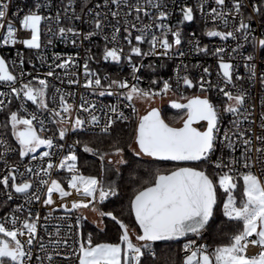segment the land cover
I'll return each instance as SVG.
<instances>
[{"label":"snow or ice","instance_id":"1","mask_svg":"<svg viewBox=\"0 0 264 264\" xmlns=\"http://www.w3.org/2000/svg\"><path fill=\"white\" fill-rule=\"evenodd\" d=\"M90 2L91 0H82L81 12ZM206 4L207 0H199L196 5L205 23L210 17L212 21H221L228 29L229 18H231L232 26L226 31L209 28L204 34L208 37H219L225 42L229 38L236 41V46L231 48V52L241 57L247 72V81L255 83L259 79L261 86L264 87V0L259 2L248 0V4H245L243 0H228L227 3L226 0H214L215 6H211L208 12H205ZM76 5L77 0H67L66 5L64 0H60L59 7L65 14L63 19L69 24L83 19L76 12ZM249 5L251 14L245 17L244 10ZM9 7V2L0 0V28L5 27L3 22L7 19ZM51 7L49 0H33L32 7L22 15V19L19 17L24 10L18 9L16 18L19 19L20 26L27 30L28 37L18 39L17 29L8 22L6 33L0 37L2 43L4 45L21 43L29 50L40 49L42 23L45 21L49 24L53 21L57 25L61 23L60 11H57L55 16L43 14L46 8L51 9ZM96 8L107 9V11L96 10ZM96 8H88L91 19L83 21L90 22L92 25L91 30L87 32L81 33L72 26L58 27L55 32L49 27L47 32L51 33L52 37L71 40V43L76 45L78 38L82 41L90 40L94 36L103 34L105 28L111 26L112 33L110 36L104 35V40L115 45L123 28L126 33L123 38L130 46V52L137 57L157 54L168 56L173 45L182 44L181 29L179 27L173 29L169 24L164 23L170 13L163 0H105L104 4L97 5ZM69 11L72 15H68ZM122 11L123 16H121ZM180 12L182 17L180 24L194 22L195 12L192 6L182 5ZM133 13L134 20H140L142 13L149 18L150 23L142 24L140 28H137L130 19ZM109 16L112 20H109ZM256 17H259V36L254 34L252 28V21ZM237 18H239L238 24H236ZM113 20L115 23L112 22ZM154 28L159 29V35L153 31ZM131 29H135L138 34L133 37ZM169 34L173 38L171 41ZM133 39L137 42L136 44H133ZM144 42L149 44L147 52H143L139 46ZM47 43L51 45L52 38H49ZM189 43L193 42L189 41ZM245 45H250L252 48L247 55L244 54ZM157 46L163 51L157 53ZM193 46L195 51L208 54V47H200L199 40H196ZM226 51L225 47L220 46L213 52V55L218 58L216 74L219 79L215 84L207 78L211 76L208 67H203L204 75L195 82L188 75L181 77L177 71V86L182 81L186 88H197L202 93V95L181 97L186 100V103L176 100L171 102L173 109L180 110L184 114L181 118L182 126L177 127L166 123L160 110L155 107L143 115H137L130 142L126 145L128 150L137 158L149 157L159 162H176V166L164 171L157 168L151 179L145 180L129 197L128 215L130 218L134 217L133 223L138 226L136 231H130L129 224L121 218L122 213L101 211L94 203L96 201L103 203L110 196L119 197L120 193L114 182L106 183L97 176H85L80 173L76 167L78 157L73 146L69 147L68 153L59 160L58 164H54L52 162L54 153L51 150L54 147L63 150L64 144L55 141L54 136L41 135L46 131L44 120L40 119L35 112L28 113L24 103L18 106V110L8 108V105L12 103L9 98L11 94L17 100L31 101L37 110L48 112L56 125H64L70 121L74 106L68 103L66 94L60 88H54L52 96L54 103L57 102L58 96L60 111L49 108L47 78L59 79L53 65L55 68L64 69V75L69 76L67 72L69 66H78L74 57L69 55L63 58L59 53H54L53 64L48 66V70L44 73L45 78L40 79L38 75H33L31 72L26 74L22 67L18 75L14 74L7 60L0 56V86H7L10 90V93L0 91V97H4L0 99V112H3L5 116V121L0 126L6 131L10 126L11 136L18 144L17 149L9 140L0 139V146L4 148V151L0 152V161L4 164V171L0 173V186L5 190L12 189L16 194H22L28 204L33 200L40 201L41 186H43L46 189V198L42 203L52 206L56 203L53 199L54 194L58 193L61 200L73 194L66 190L60 181L51 179L54 168L67 169L71 173L68 188L81 199L72 200L70 208L64 203L60 206L67 212H73L92 205V211L101 218H110L117 229L115 242H94L92 234H88L85 239L82 233L77 240V229L82 226V221L86 217L83 214L77 215L74 224L69 223L71 217H56L55 219L60 223L53 225L52 231L48 230L47 223L43 226L44 232L49 237L50 247L46 246L43 237H40L38 247L43 256H34L35 241L40 229V215L38 212L34 214L29 208L27 216L21 219L18 213L24 210V206L17 204L8 214L0 217V264H156V249L179 243L182 238H187V243L183 244L184 255L180 264H264V131L260 134L253 133L260 145L254 149L257 155L253 161L250 155L253 151V140L248 136L252 129L241 130L242 121L239 119L243 115L244 120H248L252 115L246 107L250 94L247 89L238 87L236 81L244 80L245 77L238 74L237 65L231 60H225ZM123 53L122 47L106 45L103 50V60L111 59L120 62L122 58H126L131 64L132 56L124 57ZM179 55L184 56L185 53L181 51ZM18 58L20 65L23 66L24 59L19 52ZM258 58L259 77L257 75ZM15 63L13 61L14 65ZM131 66L133 80L139 81L140 77L135 74L140 71V67L135 64ZM83 68L86 77L84 87L91 89L94 93L97 89H101L100 96H111L114 94L112 89H120L122 90L120 95L131 102L134 99L150 100L158 95H166L172 90L168 80L163 81L159 91H154L151 87L144 89L137 83L130 85L126 79H111L108 76L104 77L108 80L105 88L100 75L89 68L87 60ZM26 75L31 76L32 79L20 83ZM33 81L36 83L34 84ZM18 83L19 87L16 86ZM78 83L75 73H72L68 84ZM157 83L156 80H151L152 85ZM213 90L220 101L219 105L213 102ZM127 106L132 108L133 113H137L134 105L129 103ZM6 108L7 111H5ZM261 108L259 127L264 130V102L261 103ZM79 109L88 115L84 118L77 115L71 123L72 131L86 129V126L90 125L92 128H99L101 133L110 135L114 124L118 121L130 120V117L126 116L118 105L108 106L105 111L103 108L97 110L94 103L82 102ZM97 111L100 112L99 115ZM224 113L231 114L235 119L231 121V128L222 133L221 124ZM34 121L39 124V130ZM68 132L67 127H59V140L63 141ZM233 137L240 142V147L243 149L239 156L235 155L238 149ZM75 143L79 144L80 141ZM225 147L231 150L227 159L224 156ZM41 148L48 150L38 153ZM113 148L112 153L101 154L100 160L103 161L105 156L114 155L119 157L115 161L116 164H128L129 162L123 158L125 148L118 145H113ZM83 150L86 153H97L96 149L87 144H84ZM218 152L219 155H217ZM11 153L17 154L21 159L31 154V160H38L40 163L35 170L31 165H25L24 171H20L18 164H9V159L12 158ZM108 163L111 164L112 161L109 160ZM257 164L260 166L259 174L253 171ZM116 172L119 173L118 168ZM238 187L240 188L239 199L236 194ZM6 196L8 201L13 200L11 191L6 192ZM218 210L224 217L236 222L240 227L225 242L214 246L197 244L189 234L201 237ZM53 211L55 209L49 211L44 217L46 222L52 217ZM96 224L99 229L98 234L106 235L108 226L103 223V219L96 221ZM23 237L27 238L22 239ZM70 240L75 245L71 250L68 247ZM250 245L257 247L259 251L249 255ZM61 246H63V252ZM61 255L65 258L58 260L57 257ZM69 256H74L75 260L68 259Z\"/></svg>","mask_w":264,"mask_h":264},{"label":"built area","instance_id":"2","mask_svg":"<svg viewBox=\"0 0 264 264\" xmlns=\"http://www.w3.org/2000/svg\"><path fill=\"white\" fill-rule=\"evenodd\" d=\"M6 2H9L10 7L7 12V19L3 23L5 24L4 28H0V37H2L6 33V25L8 22H11L13 26L17 29V38H27L28 32L27 30H24L20 24L19 19H22V15L28 11L29 8L32 7L33 0H6ZM49 2L52 4L51 9L46 8L43 12L44 15L47 16H55V13L57 11H60L61 14V23L57 25L54 21L49 24L47 21L43 22L41 25V48L40 49H27L24 45L21 43H17L15 45H4L2 43V40H0V56H3L9 65L10 70L14 72V74H19L21 71V67L23 68V71L27 74L31 72L33 75H38L40 79H44V73L48 70V66L53 64L54 59V53H59L61 57L66 58L67 56L71 55L74 57V59L77 62L78 66H72L70 65L67 69V72L69 73V76H65L64 69L55 68L53 65V69L55 73L59 76V79L49 77L47 78L49 80V92H48V105L49 108H55L57 111H60L58 107V96H57V102L52 101V96L54 94V88H60L64 94H66V99L68 103L73 104V111L71 113V120L66 122L64 125H56L54 122H52V117L48 112L40 111L36 109V106L31 103V101H21L14 98L13 95H9V98H11L12 103L8 105V108L11 110H18V106L21 103H24V106L27 108L28 113L35 112L36 115L40 119L44 120V127L46 129L45 132L41 133L43 136H54V140L58 141L59 143L64 144V149L60 150L58 148H53L51 151L54 153L52 157V162L54 164H58L59 160L68 153L69 147L73 146V150L76 152V155L78 157L76 161V167L79 169V172L83 174V171L81 169L82 165H85L90 160H86L84 158L81 159V157L78 154V145L72 142V134L74 132H80V133H91V134H103L100 132L99 128H92L90 125L86 126V129H79L76 131L71 130V123L74 122L77 115H80L81 118L87 117V113L82 112L79 109V105L82 102H88L89 104L94 103L97 107V110L103 108L105 111H107L108 106L112 105H118L120 110L125 113L126 116L130 117L129 121H118V122H131L135 118H137V113L132 112V108L128 107L127 105L131 103L135 106L138 112L137 107V101L134 99L133 101L129 102L124 99L122 95H120V92L122 90L120 89H112L111 91L114 92L113 95L108 96H100L99 91L101 89H97L94 93L91 89L85 88V74H84V68L83 65L85 63V60H87L89 68L98 73L101 77L102 83L105 85V88L108 84V80L104 79L105 76L110 77L111 79H121V80H127L129 84L137 83L139 87L148 89L151 87L154 91H159V89L162 87L163 81L168 80L172 85V90L169 91L166 95H168L171 99H175L178 101L186 102V100L182 99L181 97H191L193 95H202V93L199 92L197 88L188 89L186 86L183 85V82L181 81L179 86H177V71H179L180 76L188 75L190 79H193L195 82L199 79L201 75H204L202 72L203 67H208L209 71L211 72V76L207 77L210 79L213 84L217 83L218 77H217V70H218V58L213 55V52L216 47L223 46L227 49L226 53L224 54L225 60H231L232 63L237 65L238 68V74L242 77H245L244 80L236 81L238 87H243L249 91V99L247 101L246 107L248 108V111L252 113V115L249 117L248 120H244V116H240V120L242 121L241 124V130L249 129L251 128L252 131L248 133V136L252 138L253 140V151L250 153L253 161L256 159V152L254 149L256 147H259V142L255 140V134H260L262 130L259 125L261 123L260 116L262 113L261 103L264 102V87L261 86L259 79L255 81V83H250L247 81V72L246 69L243 66V61L240 56L236 55L235 53L231 52V48L236 46V41H233L231 38H229L228 41H222L219 37H208L204 33L209 28H216V30L220 31H226L229 30L232 26L231 18H229V28L226 29L221 21H212L209 17L207 23L203 20L199 10L196 8L197 3L199 0H163L164 3L167 5V10L170 13V16L167 20L164 21V23L169 24L173 29L179 27L181 29V35H182V44L180 46L173 45V48L170 50V53L168 56H161L159 54L152 56H141L137 57L135 54L130 52V46L127 44L126 40H124V36L126 33L123 31V28L121 29V32L118 37V42L114 45L113 43L106 42L104 40V35H111L112 28L111 26L106 27L105 31L101 35H97L92 37L90 40H81L80 38L77 39L76 45H73L71 43V40H60L58 38L52 37V34L47 32V29L49 27L52 28L53 32L57 31L58 27H68L72 26L75 27L77 30L81 31V33L87 32L91 30L92 25L91 23H85L84 20L90 21L91 17L88 15V8H96L97 5L104 4L105 0H91L90 3H88L87 8L84 9L83 12H81V4L82 0H77L76 5V12L78 15L82 16V20H75L71 24H69L68 21L64 20V11L62 8L59 7L60 0H49ZM228 0H226V3ZM245 4H248V0H243ZM254 2H259V0H254ZM64 4H67V0H64ZM182 5H189L194 8L195 12V20L194 22H184L183 24H180L179 21L181 20V12L180 7ZM211 6L214 5V0H207V4L205 5V12H208L210 10ZM18 9H23L24 12L20 14L19 19L16 18V13ZM96 10L100 11H107V9H99L96 8ZM114 10V6H113ZM155 11V10H151ZM250 13V5L248 8L244 10V15L247 17ZM68 15H72L71 11L68 12ZM134 13L133 17H130L132 22L136 24L137 28H140L142 24L150 23V20L148 17H145L141 13V19L140 20H134ZM121 16H123V11L121 12ZM109 20H112V18L109 16ZM115 23V21H112ZM239 18L236 19V24H238ZM252 28L254 30V34L259 36V17H256L252 21ZM133 37L138 34L135 29H131ZM157 35L160 34L159 29H153ZM52 38V44L49 45L47 43L48 39ZM173 38L171 37V34H169V40L171 41ZM196 40H199L200 47L207 46L208 47V54L205 55L202 52H197L194 49V42ZM189 41H192L193 43H189ZM137 42L133 39V44H136ZM107 45V47H122L124 50V57H127L128 55L132 56V62L131 64L127 61L126 58H122L120 62H115L109 59L108 61L103 60V50L104 47ZM143 52H147L149 50V44L147 42H144L139 45ZM163 51V49H160L159 46H157V53ZM184 52V56H180L179 52ZM252 51V48L250 45H245V52L244 54L247 55L248 52ZM18 52L22 55L24 59L23 66L19 63L18 58ZM91 57V59H89ZM43 58V59H41ZM13 61H15V65L13 64ZM59 62V61H57ZM132 64H135L137 67H140V71L137 72L135 75L140 77L139 81L133 80L132 78ZM257 75L259 77L260 75V66H259V58L257 60ZM142 65V67H141ZM151 65V67H149ZM199 65V67H197ZM185 66H187L185 68ZM155 69V71H153ZM72 73H75V78L79 80L78 84H68V79L72 75ZM156 80L158 83L156 85L151 84V80ZM32 77L26 75L23 81H20V83L27 82L28 80H31ZM35 84L36 81H33ZM17 87L20 86L18 83L16 85ZM0 91L9 92L10 90L7 88V86H0ZM70 93V95H67ZM171 94H174V97H171ZM163 95V94H162ZM165 95V96H166ZM159 96V95H158ZM83 97V100H82ZM0 99H4V97H0ZM212 99L214 103H217L219 105L220 101L216 98L215 90H213L212 93ZM5 103L7 104V99L5 100ZM254 106V107H253ZM7 111V108L5 109ZM243 112V110H242ZM26 114V113H23ZM97 114L99 115L100 112L97 111ZM66 116V114H65ZM235 119L231 116V114L224 113L223 114V121L221 124V131L223 133L224 130H227L231 128V121ZM67 120V116H66ZM5 121V116L3 112H0V125L3 124ZM254 121V123H252ZM117 122V123H118ZM34 124L37 126V130H39V124L34 121ZM67 127L69 129L68 134L66 135L65 139L63 141L59 140V134L58 129L59 127ZM115 124L113 125L114 130ZM112 130V131H113ZM234 131V129H233ZM55 134V135H54ZM0 139H6L9 140L10 143L18 149V144H16L15 139L11 136L9 130H5L2 126H0ZM221 139H223V135L221 134ZM233 140L237 144V152L235 155L239 156L240 151L243 149L240 147V142L236 141V138L233 137ZM48 149L42 148L40 151H46ZM4 148L3 146H0V152H3ZM38 151V153L40 152ZM231 150L227 147L224 148V156L225 159L228 158V153ZM37 153V154H38ZM11 159H9V164H18L20 166V171H24L25 165H31L34 170L38 167L40 161L31 160V155L29 157H25L23 159L19 158V156L15 153H11ZM219 155V152L217 153ZM46 167V164H45ZM4 171V164L3 161H0V173ZM253 171L257 172L259 174L260 166L259 164L256 165V167L253 169ZM86 172V170H85ZM67 174L68 178L70 179L71 173L67 171V169H60V168H54L52 170L51 179H56L61 182L62 186L66 188V190L72 192L73 194L70 197L64 198L61 200L59 197V194L56 193L53 196V199L56 201V203L52 206H46L42 203L43 199L46 198L45 192L46 189L41 186V192L40 201L33 200L30 204L25 202L24 197L22 194H16L14 190L8 189L5 190L2 186H0V217L5 216L8 214L12 209L16 207L17 204L23 205L24 210L21 213H18V215L21 217V219L25 218L27 216V211L29 208H31L32 212L39 213L40 215V229L38 230V236L37 240L35 241L36 247L34 248V256L40 255L43 256V253L39 251L38 244L40 242V237H43V242L46 246L48 245L49 237L46 232L43 230V226L47 223L48 230H53V225L59 224L60 221L55 219L56 217H71L69 220V223H75L76 214L75 213H81V211H73V212H67L63 207L60 205L62 203L67 204L69 208L71 207L72 200L75 199H81L72 189L68 188V182H64L62 180V176L64 174ZM42 175V174H41ZM84 175V174H83ZM35 180V178H33ZM11 191L13 193V200L8 201L6 192ZM55 209V211L52 212V217L49 219V221H45L44 217L48 215L49 211ZM78 235L77 240L79 239V234L81 233V226L77 229ZM63 234V230H62ZM204 234L205 232H202L201 237H195L191 235L190 237L194 238L197 242V244H206L204 241ZM27 237H23L22 239H26ZM184 243H187V238L181 239ZM69 250H71L75 245H73L72 241H69ZM61 251L63 252V246H61ZM259 251L257 247L249 246L248 254L252 255ZM184 254V253H183ZM65 256L61 255L60 257H57L58 260L64 259ZM68 259L75 260L74 256H69Z\"/></svg>","mask_w":264,"mask_h":264},{"label":"trees","instance_id":"3","mask_svg":"<svg viewBox=\"0 0 264 264\" xmlns=\"http://www.w3.org/2000/svg\"><path fill=\"white\" fill-rule=\"evenodd\" d=\"M162 114V113H161ZM166 123L171 125V121L167 120L163 115ZM135 118L131 122H118L115 124L114 130L110 135L108 134H91L74 132L72 134V142L80 141L78 145V154L90 160L93 157L100 159L103 153H112L114 151L113 145H118L125 148V160L128 164L120 166L119 173L116 170H107V163L101 162L104 165V172H98V178L106 180V182H114L120 193L119 197H109L103 203H99L101 211H114L121 214V218L129 224L130 227L138 230V226L134 225V217L130 218L128 215V200L133 191L139 188L145 180L151 179L152 174L157 168L160 170H170L176 166V162H159L153 159L147 160L143 157H135L133 153L128 150L127 143L130 142V135L134 127ZM84 144L97 150L96 154L84 152ZM237 189V195L239 194ZM219 195V194H218ZM76 216L81 213H75ZM103 223L108 226L107 234H98L99 229L96 225L90 223L87 218L82 221L81 233L86 239L88 234L93 235L94 242H115L117 238V229L113 222L108 217L103 218ZM240 227L236 222L230 221L227 217L222 215L221 211H217L214 217L209 222L207 230V240L211 246L220 242L228 240L229 236ZM183 240L179 243H173L170 246L157 248L156 264H180V257L182 252Z\"/></svg>","mask_w":264,"mask_h":264},{"label":"rangeland","instance_id":"4","mask_svg":"<svg viewBox=\"0 0 264 264\" xmlns=\"http://www.w3.org/2000/svg\"><path fill=\"white\" fill-rule=\"evenodd\" d=\"M171 97H174V94H171ZM170 99V97L168 95H159V96H156L155 98L153 99H150V100H143V99H135L137 101V106H138V114L139 115H143L144 113H146L148 110H150L151 108L153 107H157L161 110V113L162 115L169 121H171L173 125L175 126H179L181 125L182 123V117H183V112H174V111H166V110H162L163 106L167 104L168 100ZM9 132H10V126H9ZM11 134V132H10ZM14 138V137H13ZM15 139V138H14ZM133 147H135V145H133ZM42 149V148H41ZM41 149H39L38 151H40ZM31 155V154H30ZM80 156V155H79ZM81 157V156H80ZM125 159V155L123 157ZM147 160H151L152 158H149V157H143ZM81 159L84 160L83 157H81ZM119 159V157H116L114 155H109V156H105L104 160L101 161L99 158L97 157H93L90 159V161H88L87 163H85V165H82L81 166V169L83 171V174L85 176H88V175H94V176H97L98 177V172H104V165L101 163V162H104L107 163V167L106 169L109 171H113V170H116L117 168L120 169V166L121 165H118L115 163V161ZM111 160L112 163L109 164L108 161ZM102 165H103V171H102ZM86 170V172H85ZM98 171V172H97ZM100 179V178H99ZM62 180L64 182H68L69 178L67 176V174L65 173L63 176H62ZM106 182V180H104ZM107 183V182H106ZM237 189H239V192H240V188L238 187ZM240 194V193H239ZM239 194L237 195V199H239ZM96 204V206L99 208V202L96 201L94 202ZM81 211V214H83L84 217L87 218V220L96 225V221H99L103 218L99 217L98 214L94 211H92V205H89L88 208H82L80 209ZM103 226V225H102ZM130 227V226H129ZM130 231H136L135 228H132L130 227ZM205 234H204V241L206 242V244H208L209 246H211L207 240V230L205 229L204 230ZM184 244V242H183ZM182 249H183V245H182ZM183 250L181 252V257H180V261L182 260L183 258Z\"/></svg>","mask_w":264,"mask_h":264},{"label":"flooded vegetation","instance_id":"5","mask_svg":"<svg viewBox=\"0 0 264 264\" xmlns=\"http://www.w3.org/2000/svg\"><path fill=\"white\" fill-rule=\"evenodd\" d=\"M173 100H175V99H169L168 100V102H167V104L166 105H164L163 106V108H162V110L164 109V110H166V111H174V112H181L180 110H177V109H173L171 106H170V102L171 101H173ZM177 102H181V103H185V102H182V101H178V100H176ZM138 107V106H137ZM155 108H157V107H155ZM160 110V109H159ZM149 111V110H148ZM161 111V110H160ZM145 114V113H144ZM137 115H139L138 114V112H137ZM171 125H173V124H171ZM173 126H175V125H173ZM179 126H182V123H181V125H179ZM178 127V126H177Z\"/></svg>","mask_w":264,"mask_h":264},{"label":"water","instance_id":"6","mask_svg":"<svg viewBox=\"0 0 264 264\" xmlns=\"http://www.w3.org/2000/svg\"><path fill=\"white\" fill-rule=\"evenodd\" d=\"M172 102V101H171ZM171 102H170V106H171ZM186 103V102H185ZM159 109V108H158ZM161 112V111H160ZM162 115V114H161ZM163 118V117H162ZM211 221V220H210ZM209 221V222H210ZM191 235H193V234H189V236H191ZM182 239H184V238H182Z\"/></svg>","mask_w":264,"mask_h":264}]
</instances>
